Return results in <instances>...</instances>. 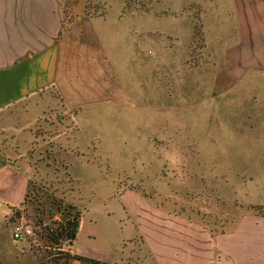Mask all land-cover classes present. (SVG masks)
Instances as JSON below:
<instances>
[{
    "label": "rangeland",
    "instance_id": "1",
    "mask_svg": "<svg viewBox=\"0 0 264 264\" xmlns=\"http://www.w3.org/2000/svg\"><path fill=\"white\" fill-rule=\"evenodd\" d=\"M58 2L72 19L59 38L62 78L49 89L60 115L0 133L36 183L23 218L1 225L0 264H64L66 251L37 225L52 201L123 212L120 195L135 188L215 230L241 204L264 206V71L249 70L229 93L215 85L234 39L217 36V0ZM15 222L36 235L14 241Z\"/></svg>",
    "mask_w": 264,
    "mask_h": 264
},
{
    "label": "crops",
    "instance_id": "2",
    "mask_svg": "<svg viewBox=\"0 0 264 264\" xmlns=\"http://www.w3.org/2000/svg\"><path fill=\"white\" fill-rule=\"evenodd\" d=\"M217 1L212 7L217 36L234 39L223 51L215 85L229 93L249 70L264 71V0ZM58 4V0H0V133L14 135V128L43 127L38 119L41 112L45 117L60 115L58 103L53 102L59 99L49 91L62 78L63 24ZM9 149L6 138H0V228L23 218L36 187L30 169L17 163L23 156ZM140 192L122 191L123 212L52 201L47 214L45 208L37 209V225L42 237L80 257L72 264H264V215L255 212L254 205H239L233 219L215 230L183 213V208L160 205ZM76 210L82 215L72 238L70 222ZM117 213L121 219L114 225L98 223L99 214L111 218ZM47 219L53 226L45 224ZM16 224L8 232L11 238Z\"/></svg>",
    "mask_w": 264,
    "mask_h": 264
},
{
    "label": "trees",
    "instance_id": "3",
    "mask_svg": "<svg viewBox=\"0 0 264 264\" xmlns=\"http://www.w3.org/2000/svg\"><path fill=\"white\" fill-rule=\"evenodd\" d=\"M86 13H87L88 15H90V16L92 15L91 12H89V10H87V7H86ZM93 15H94V14H93ZM93 15H92V16H93ZM64 16H65V15H64ZM64 16H63V18H62L63 30L61 31L60 36H62L63 31L68 30V28L70 27V25H71V23H72V19H71V18H69V19L66 20V18H65ZM98 16H99V14H98ZM100 16H102V15L100 14ZM195 27H196V26H194V28H195ZM199 33H200L199 30L196 31V29H195V34H197V36H198ZM56 203H57V202H56ZM251 208H252L255 212L264 215V206H251ZM74 213H75V214H74V215H75V218H74V220H71V222H70L71 236H72V238H75V237H76L77 227H78V225H79V218H80L81 215H82L80 210H76ZM65 254H66V257H64V259H65L64 264H72L71 262H72L73 259H75V258H80L79 256H74V255H71V254H69V253H65ZM81 258H82V257H81ZM82 259H85V258H82Z\"/></svg>",
    "mask_w": 264,
    "mask_h": 264
},
{
    "label": "built area",
    "instance_id": "4",
    "mask_svg": "<svg viewBox=\"0 0 264 264\" xmlns=\"http://www.w3.org/2000/svg\"><path fill=\"white\" fill-rule=\"evenodd\" d=\"M35 235V229L24 224H16L11 232V236L14 241H21L24 239L32 238Z\"/></svg>",
    "mask_w": 264,
    "mask_h": 264
},
{
    "label": "clouds",
    "instance_id": "5",
    "mask_svg": "<svg viewBox=\"0 0 264 264\" xmlns=\"http://www.w3.org/2000/svg\"><path fill=\"white\" fill-rule=\"evenodd\" d=\"M169 159L173 164H176L180 160V154L178 152H174L169 156Z\"/></svg>",
    "mask_w": 264,
    "mask_h": 264
}]
</instances>
